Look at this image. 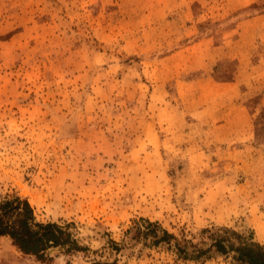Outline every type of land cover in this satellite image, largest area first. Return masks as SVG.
<instances>
[{"label": "rangeland", "instance_id": "obj_1", "mask_svg": "<svg viewBox=\"0 0 264 264\" xmlns=\"http://www.w3.org/2000/svg\"><path fill=\"white\" fill-rule=\"evenodd\" d=\"M240 108L246 131H209ZM13 195L79 248L41 261L0 236V264H243L211 245H264V0H0Z\"/></svg>", "mask_w": 264, "mask_h": 264}, {"label": "trees", "instance_id": "obj_2", "mask_svg": "<svg viewBox=\"0 0 264 264\" xmlns=\"http://www.w3.org/2000/svg\"><path fill=\"white\" fill-rule=\"evenodd\" d=\"M147 225L153 226V223ZM168 235L163 230L162 238ZM231 235L237 237L238 241L231 240ZM0 236L9 237L21 253L35 256L41 261L46 259V252L51 247L66 246V251H70V247L79 248L72 241L70 233L56 222L37 221L29 201L18 195L0 201ZM211 246L219 253L233 252L234 258L243 264H264V245L244 241L236 232L213 235Z\"/></svg>", "mask_w": 264, "mask_h": 264}, {"label": "crops", "instance_id": "obj_3", "mask_svg": "<svg viewBox=\"0 0 264 264\" xmlns=\"http://www.w3.org/2000/svg\"><path fill=\"white\" fill-rule=\"evenodd\" d=\"M257 16H252V17H248V18H244L242 21H240L238 24L239 28H243L240 32V34L242 35H251L254 33V31L256 30V26L259 23V20L256 19ZM221 45H217L214 46V48H219L220 49ZM259 66L261 64H258ZM220 83V82H219ZM222 86H229L228 88L231 89V92L228 93H223V96H220L219 98H223V99H230L232 96L235 95V92L237 90V86L234 85L233 82L225 84V83H220ZM209 110V111H208ZM213 108L210 109V105H207V108L203 109V114L204 116H212V114L214 113ZM246 109L240 108V110H238V113H234L232 114L231 111H227L224 112V115L222 117H220L216 123H212L213 126V130L210 129L209 131L212 132H219V133H242L244 131H246V127L247 125H245V123L247 124V116L248 114L245 111ZM196 116V115H195ZM198 118V117H197ZM242 119V120H239ZM232 121H235L236 123H233ZM236 135V134H235Z\"/></svg>", "mask_w": 264, "mask_h": 264}, {"label": "bare ground", "instance_id": "obj_4", "mask_svg": "<svg viewBox=\"0 0 264 264\" xmlns=\"http://www.w3.org/2000/svg\"><path fill=\"white\" fill-rule=\"evenodd\" d=\"M257 232H258V233H260V232H261V228H260V227H258V229H257Z\"/></svg>", "mask_w": 264, "mask_h": 264}]
</instances>
